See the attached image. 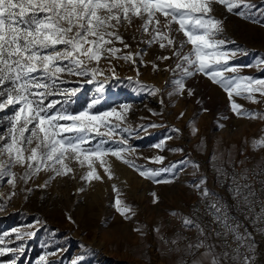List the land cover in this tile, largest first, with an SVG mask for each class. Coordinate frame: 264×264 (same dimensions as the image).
Wrapping results in <instances>:
<instances>
[{
  "label": "snow or ice",
  "instance_id": "snow-or-ice-1",
  "mask_svg": "<svg viewBox=\"0 0 264 264\" xmlns=\"http://www.w3.org/2000/svg\"><path fill=\"white\" fill-rule=\"evenodd\" d=\"M214 4L223 6L228 13L235 12L243 19L264 26V20L257 18L258 14L264 17V12L254 10L255 5L246 0H0V113L12 109V114L5 118L6 130L0 133V158H4L0 159V182H6L14 189L15 173L12 169L16 166L25 167L21 179L26 184L41 171L53 173L50 179L67 176L74 171L71 167L73 161L82 168L87 166L82 180L102 181L103 177L97 172V162L111 180L109 155L153 183L172 182L175 165L153 169L128 158L135 154L136 149L122 135L128 133L131 136L134 131L130 126L122 127L126 118L124 112L112 108L111 111L93 113L89 110L99 102L94 100L87 110L73 114L66 108L57 109L60 101L49 100L53 95H74L78 91L64 89L63 85L68 81L61 74L82 77L86 83L92 84L98 76L105 75L99 67L101 60L108 61V70L113 76L112 60L135 65L136 58L142 55L141 50L119 55L122 49L114 45L118 42L123 49H130L120 29L130 27L136 20L141 22L137 30L148 37L143 43L148 47L158 45L160 49H172L171 56H158V60H177L175 68L169 69L174 75L179 74L172 82L173 90L168 92L169 96L182 95L185 91L192 96L194 93L192 89H186L185 81L202 74L227 94L230 109L236 116L264 120V113L245 110L234 98L252 104L264 103V77L241 75L242 66L232 64L238 50L227 48L229 42L219 38L223 32V21L211 15ZM180 33L185 39L178 40ZM186 45H191L188 52L183 51ZM256 66L264 71V57L259 58ZM156 67L153 64L154 70ZM103 87L101 83L98 91L102 92ZM160 92L156 88L151 90L152 95ZM155 126L150 124L147 127ZM141 130H146V127L139 125L135 131ZM192 130L193 133L197 131L194 126ZM250 146L253 150L264 149V135L254 138ZM153 147L162 151L164 141ZM147 159L158 164L164 161L161 155ZM192 167L198 169L199 165L192 163ZM168 172L172 178L158 179L161 173ZM217 173L218 176L226 175L221 168H217ZM261 174L256 171L253 175ZM231 180L230 192L238 206L255 216L254 224H264V207L259 214L255 213L256 191L250 178L240 174L237 179V175L232 174ZM205 185L206 178L202 177L193 188L205 202L214 221L223 229L215 233L217 237H223V247L217 251L215 246L207 243L208 234L200 223L172 211L170 215L180 220L184 230L194 229L198 233L197 241L185 246L184 255L191 256V264H254L251 233L240 231V225L230 219L226 206ZM261 185L264 187V180ZM37 187L46 188L47 181ZM112 190L116 194L112 203L115 211L126 220L132 219L134 208L125 202L115 184ZM26 191L30 193L32 189ZM82 191L83 188L78 189V192ZM14 195L13 191L0 201V210ZM153 197L155 204L158 197L155 193ZM260 203L264 204V200ZM260 230L264 231V228ZM134 231L143 235L142 227ZM23 239L20 233L15 234L14 241L11 234H0V258L10 257L0 260V264H18V257L25 250L24 244L11 245ZM180 239L177 237L170 243L178 245ZM230 241L235 244L234 248ZM176 250L180 251L179 247ZM57 254L41 255L38 264H55L49 256ZM83 259L84 256L80 255L71 264H81Z\"/></svg>",
  "mask_w": 264,
  "mask_h": 264
},
{
  "label": "rangeland",
  "instance_id": "rangeland-1",
  "mask_svg": "<svg viewBox=\"0 0 264 264\" xmlns=\"http://www.w3.org/2000/svg\"><path fill=\"white\" fill-rule=\"evenodd\" d=\"M246 2L255 5L254 10L264 12V0ZM211 15L223 21V32L219 38L229 42L227 48L238 50L232 64L242 66L240 74L264 77V71L256 66L259 58L264 57V26L243 19L235 12L228 13L218 4L213 5ZM257 18L264 20L259 14ZM140 23L136 20L130 27L120 29L130 49H123L118 42L114 45L122 49L119 55L141 50L142 55L136 58L135 65L112 60L113 76L108 70V61L101 60L99 67L105 75L98 76L92 84L86 83L82 77L61 74L68 81L63 88L78 91L74 95H53L49 100L60 101L56 108H66L73 114L87 110L94 100L99 102L89 110L93 113L111 111L112 108L124 112L126 118L122 127L130 126L134 131L131 136L128 133L122 135L136 149L135 154L128 158L153 169L175 165L172 168L174 178L171 172L161 173L158 177L172 178V182L153 183L111 155L108 156L113 175L111 180L99 162L96 168L103 179L91 182L81 179L88 170L87 166L82 168L75 161L71 163L74 171L67 176L50 179L53 173L41 171L27 184L21 179L25 167H14L15 188L0 182L3 184L0 186V201L15 192L0 210V234H11L13 241L16 233L24 237L11 245L24 244L25 250L18 257V264H38L41 255L53 252L58 254L50 255L49 260L55 264H71L80 255L84 256L81 264H170L165 258V250L174 251L159 240V233L173 223L172 211L199 196L193 185L202 177L206 178L207 185L206 167L215 170L218 159L231 158L243 151H249L254 157L264 151L253 150L250 146L254 138L264 135V120L236 116L230 109L227 94L204 75L196 74L185 81L186 89H192L194 93L192 96H188L187 91L182 95H168L173 90V80L179 75L169 70L175 68L177 60H158V56H171L172 49H160L158 45L148 47L143 43L148 37L137 30ZM177 38L185 39L182 33ZM190 49L191 45H186L183 51ZM153 64L157 65L155 70ZM101 83L104 85L102 92L98 91ZM153 88L160 89V94L152 95ZM234 98L245 110L264 113V103L252 104ZM65 100L66 104L63 103ZM11 114V108L0 113V133L6 130L5 118ZM150 124L156 126L147 127ZM139 125H144L146 130L135 131ZM193 126L197 130L195 133ZM161 141H164L162 151L153 147ZM172 149L182 151L173 152ZM155 155L164 157L163 164L147 159ZM192 163L199 168H193ZM46 181V188L37 187ZM114 184L125 202L135 210V216L130 220L121 217L112 206L116 195L112 190ZM28 188L32 189L30 193L26 191ZM81 188L83 191L78 192ZM153 193L158 197L155 204ZM138 227H142L143 235L134 231Z\"/></svg>",
  "mask_w": 264,
  "mask_h": 264
},
{
  "label": "built area",
  "instance_id": "built-area-1",
  "mask_svg": "<svg viewBox=\"0 0 264 264\" xmlns=\"http://www.w3.org/2000/svg\"><path fill=\"white\" fill-rule=\"evenodd\" d=\"M217 166L223 169V173L226 175L218 176V173H216L213 187L210 190L216 194V199L226 206L230 219L240 225V231L245 232L246 230L248 233H251L250 243L254 245L255 249L254 264H264V231L260 230L264 228V224H254L255 216L248 213L241 206H238L230 192V186H233L231 180L232 174H236L237 179H239L240 174L249 177L256 191L257 203L255 204V213H260L261 207H264V204L260 203V201L264 200V187L261 185V181L264 180V151L257 153L255 157L249 151H243L231 158H220L217 161ZM256 171L262 174L254 177L253 174ZM175 212L181 216H190L197 223H200L208 234L207 243L214 245L217 251L221 250L223 247V237H217L215 233L222 232L223 229L214 221L200 196L194 197ZM177 237L181 238L178 245L171 244V240L177 239ZM197 239L198 233L194 229L184 230L181 227L180 220L175 217H173L171 226L159 233V240L164 243L167 240L168 243H165L167 248L179 255V259L175 264H182V262H186L187 264L191 260V256L184 255L183 250L189 242H196ZM230 243L234 248L235 244L232 241ZM177 247H179L180 251L176 250ZM241 254L243 255V251Z\"/></svg>",
  "mask_w": 264,
  "mask_h": 264
},
{
  "label": "crops",
  "instance_id": "crops-1",
  "mask_svg": "<svg viewBox=\"0 0 264 264\" xmlns=\"http://www.w3.org/2000/svg\"><path fill=\"white\" fill-rule=\"evenodd\" d=\"M217 168H218V166L215 168V170H212L211 168H209V167H206V169H205V172H204V175H206L207 176V178H208V182H207V188L208 189H211L212 187H213V180H214V176L216 175V173H217ZM211 171H215L213 174H211L210 172ZM195 197H197V196H195ZM214 246V245H213ZM156 248V253H159V251H158V249H157V247H155ZM165 250V249H164ZM217 250V249H216ZM166 251V254H165V258H166V260L170 263V264H175V261L177 260V259H179V256L175 253V252H170V251H168L167 249L165 250ZM187 264H191V260L187 263Z\"/></svg>",
  "mask_w": 264,
  "mask_h": 264
}]
</instances>
